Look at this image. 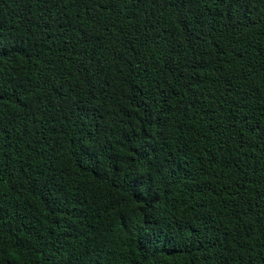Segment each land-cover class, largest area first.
<instances>
[{"label": "trees", "instance_id": "16d2710c", "mask_svg": "<svg viewBox=\"0 0 264 264\" xmlns=\"http://www.w3.org/2000/svg\"><path fill=\"white\" fill-rule=\"evenodd\" d=\"M0 264H264V0H0Z\"/></svg>", "mask_w": 264, "mask_h": 264}]
</instances>
